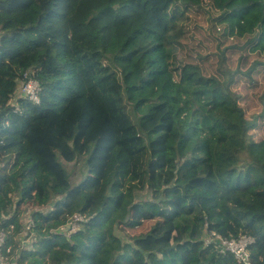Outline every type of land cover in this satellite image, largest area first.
Returning a JSON list of instances; mask_svg holds the SVG:
<instances>
[{
	"label": "trees",
	"instance_id": "1",
	"mask_svg": "<svg viewBox=\"0 0 264 264\" xmlns=\"http://www.w3.org/2000/svg\"><path fill=\"white\" fill-rule=\"evenodd\" d=\"M90 56L109 65L84 66ZM261 72L264 0H0L4 254L241 264L214 240L249 236L253 264H264ZM29 78L39 103L20 91ZM126 104L131 136L111 109ZM84 156L88 176L72 185L63 162ZM78 213L70 235L62 227Z\"/></svg>",
	"mask_w": 264,
	"mask_h": 264
},
{
	"label": "rangeland",
	"instance_id": "2",
	"mask_svg": "<svg viewBox=\"0 0 264 264\" xmlns=\"http://www.w3.org/2000/svg\"><path fill=\"white\" fill-rule=\"evenodd\" d=\"M204 16H205V21L203 19ZM196 19H198L205 26L208 25V22L206 21L205 12H204V15L199 13L198 17H196ZM238 56H239V54H238ZM90 58H91L90 61L84 62V66L88 67V65L93 63L94 61H98L100 63H105V64L109 65V61L106 60V59L98 60L94 56H90ZM238 63H239V58H238V61L235 60V65L238 64ZM93 71H94V69H91L90 73L93 72ZM113 74H114V72L112 71V72H110L109 75H111V78H116L117 79V83L116 84L118 86H121L122 83H121L120 77H117L116 75L114 76ZM259 77H260V80H261L260 82L264 83V76H263L262 72L259 74ZM28 81H30V82H28ZM28 81H26L24 84H23V80L20 81V85H22L20 91H21L22 95H27L28 94V98L30 99L31 98V95H30L31 93L26 89L25 84H27V88L30 89L32 87V85H33V81L32 80H28ZM257 92H260V90H257ZM16 99L17 98L15 96V100ZM32 99H34V98H32ZM36 102H38V101L36 100ZM124 104H125V100H124ZM126 106H127L126 108H123L121 110L118 107H116L115 105H111V109L117 115V118L119 120H121V123H119L120 124V128H121V133L122 134L125 133V134H127V136H131V134L133 132H136V131H139V130H138V126L136 125V123L133 122V120H134L133 118H135L136 115L133 113L132 107L129 106L128 104H126ZM126 117H129V119L127 120ZM124 127L129 128V132H125ZM86 158L87 157H85V156L83 158H81V160H83L82 161L83 162L82 165H81V163L79 161H77L75 163L63 162L65 168H67V170H68V172L70 174V179H71L72 185L79 184L83 179H85L88 176L89 170H88L87 165L85 164ZM136 196H137L138 199H149L151 197L150 191L148 189L143 190V191H136ZM30 217H31L30 213H27L25 215L24 222H25L26 228H25L24 233L20 237L22 242H25L26 244L28 242H30L29 241L30 239L26 238L27 230L30 228V225H27L26 221L30 220ZM80 226H81V224H76L75 226H72L70 231H69L68 224H67L66 226H63L62 229L63 230H68V233L71 235L74 232H76L80 228Z\"/></svg>",
	"mask_w": 264,
	"mask_h": 264
},
{
	"label": "built area",
	"instance_id": "3",
	"mask_svg": "<svg viewBox=\"0 0 264 264\" xmlns=\"http://www.w3.org/2000/svg\"><path fill=\"white\" fill-rule=\"evenodd\" d=\"M30 82V81H29ZM26 89L31 93V98L38 100L36 90L37 82L33 81V85L30 89L27 88V84H25ZM33 96V97H32ZM84 219L82 214L74 215L68 221V229L70 231L72 226L76 224H80V222ZM6 234L0 231V264H13L11 260L4 254L3 245L5 243ZM208 243H212L211 239H207ZM217 248L221 251H229L235 254L236 258L241 264H253L252 256L250 253L249 245L254 242V239L249 236H242L239 239H224L217 237L214 240Z\"/></svg>",
	"mask_w": 264,
	"mask_h": 264
},
{
	"label": "clouds",
	"instance_id": "4",
	"mask_svg": "<svg viewBox=\"0 0 264 264\" xmlns=\"http://www.w3.org/2000/svg\"><path fill=\"white\" fill-rule=\"evenodd\" d=\"M28 80H32V81L37 82V81H36L35 79H33V78H29ZM28 80H27V81H28ZM28 82H29V81H28ZM37 83H38V82H37ZM37 97H38V95H37ZM38 98H39V97H38ZM37 101H38L37 103H39V102H40V99H38ZM69 220H70V219H69ZM83 220H84V219H83ZM83 220H82V221H83ZM82 221H81V222H82ZM81 222H80V224H81ZM66 225H67V224H66ZM66 225H64V226H66Z\"/></svg>",
	"mask_w": 264,
	"mask_h": 264
}]
</instances>
